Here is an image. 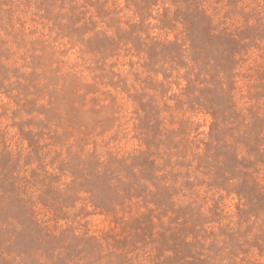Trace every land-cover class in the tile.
Masks as SVG:
<instances>
[{"label":"rangeland","instance_id":"obj_1","mask_svg":"<svg viewBox=\"0 0 264 264\" xmlns=\"http://www.w3.org/2000/svg\"><path fill=\"white\" fill-rule=\"evenodd\" d=\"M0 264H264V0H0Z\"/></svg>","mask_w":264,"mask_h":264}]
</instances>
